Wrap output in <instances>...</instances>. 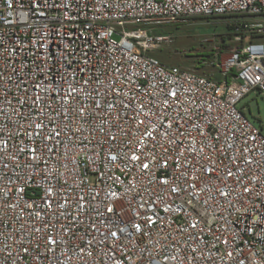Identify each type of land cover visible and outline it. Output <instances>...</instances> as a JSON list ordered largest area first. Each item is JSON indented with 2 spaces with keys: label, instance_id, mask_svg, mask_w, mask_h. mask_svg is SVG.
I'll use <instances>...</instances> for the list:
<instances>
[{
  "label": "built area",
  "instance_id": "2783aa9c",
  "mask_svg": "<svg viewBox=\"0 0 264 264\" xmlns=\"http://www.w3.org/2000/svg\"><path fill=\"white\" fill-rule=\"evenodd\" d=\"M225 15L208 71L154 54ZM261 34L264 0H0V264H264Z\"/></svg>",
  "mask_w": 264,
  "mask_h": 264
},
{
  "label": "rangeland",
  "instance_id": "374dc122",
  "mask_svg": "<svg viewBox=\"0 0 264 264\" xmlns=\"http://www.w3.org/2000/svg\"><path fill=\"white\" fill-rule=\"evenodd\" d=\"M234 15L191 16L172 23L163 24L161 29L172 36V41L165 43L155 51V55L168 64L195 66L199 71L205 69L200 63L211 55L216 47H222L227 53L236 44L232 23ZM143 26V24L134 27ZM264 43V34L253 36V40ZM239 108L260 128L264 130V94L252 91Z\"/></svg>",
  "mask_w": 264,
  "mask_h": 264
},
{
  "label": "crops",
  "instance_id": "0c3cea01",
  "mask_svg": "<svg viewBox=\"0 0 264 264\" xmlns=\"http://www.w3.org/2000/svg\"><path fill=\"white\" fill-rule=\"evenodd\" d=\"M258 41H261L260 39ZM262 42V41H261Z\"/></svg>",
  "mask_w": 264,
  "mask_h": 264
},
{
  "label": "snow or ice",
  "instance_id": "6c2138e0",
  "mask_svg": "<svg viewBox=\"0 0 264 264\" xmlns=\"http://www.w3.org/2000/svg\"><path fill=\"white\" fill-rule=\"evenodd\" d=\"M114 235V234H113Z\"/></svg>",
  "mask_w": 264,
  "mask_h": 264
}]
</instances>
